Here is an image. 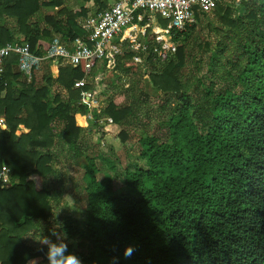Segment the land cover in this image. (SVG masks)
I'll return each instance as SVG.
<instances>
[{"label": "trees", "instance_id": "1", "mask_svg": "<svg viewBox=\"0 0 264 264\" xmlns=\"http://www.w3.org/2000/svg\"><path fill=\"white\" fill-rule=\"evenodd\" d=\"M91 1L81 0L69 10L63 0H17L26 13L19 23L35 19L25 26L23 38L44 54L55 38L52 30L60 33L64 24L68 35L58 38L72 42L83 30L75 32L70 22L79 14L85 17ZM95 1L99 10L106 6ZM235 2L222 0L208 13L224 23L210 36L215 39H204L197 29L203 15L198 14L190 42L167 59L149 49L140 65L129 48L116 57L117 65L133 72L162 63L160 72L148 75L160 91L150 106L164 132L142 133L145 165L126 170L120 193L111 175L98 177L96 156L88 157L83 182L92 252H73L68 246L81 264H264V0H241L243 9ZM46 6L58 9L42 16ZM142 14L141 26L147 23ZM40 19L48 27L39 26ZM159 20L168 26L169 21ZM172 32L178 40L184 35ZM1 38L0 44L15 40ZM14 62L15 54L0 75V114L6 118L0 125V167L11 170L10 184L0 186V264H47V246L35 238L56 240L49 220L57 192L43 185L54 173L55 146L73 149L84 128L89 131L100 116L123 126L120 136L126 140L138 112L133 101L112 98L90 119V103H80L73 112L61 95L66 90L77 100L92 88L88 83L75 87L88 76L83 65L61 64L53 77L47 61L43 83H38L36 73L30 80L12 74ZM54 85L60 89L59 104L52 109ZM138 97L145 103L151 99L144 92ZM145 116L151 120L149 109ZM128 247L132 252L126 256Z\"/></svg>", "mask_w": 264, "mask_h": 264}, {"label": "rangeland", "instance_id": "2", "mask_svg": "<svg viewBox=\"0 0 264 264\" xmlns=\"http://www.w3.org/2000/svg\"><path fill=\"white\" fill-rule=\"evenodd\" d=\"M111 1L105 0L106 6ZM235 5L237 8L243 9L241 0H236ZM91 9L92 11H96L94 5H92ZM201 16V22H198L197 29H201L204 39H215V37L210 36L215 35L216 29L224 23L220 17L212 16L208 13ZM78 22L77 20L73 21L70 27L82 33L83 25ZM148 24L149 26L146 27L141 26L140 22L137 23V28L133 32V35L135 34V42H132V45L124 44L123 51L129 48L131 51L137 53L139 49V44L137 43L143 42L144 37H148V40L153 39L156 36V30L160 31V28L156 26H162L159 17L152 18L151 21L148 19ZM60 28L62 30L60 33L52 30L51 38L56 36L67 37L69 29L64 24ZM191 28L189 26L184 35L181 36L179 41L182 44H188L192 38L191 36L194 35ZM127 45L128 47H126ZM135 61L141 65L144 62V58H142V61H137L136 59ZM46 66L47 64L44 63L42 69L35 74L38 83H43L42 77L45 73L44 69ZM162 67V63L155 62L153 65H145L144 70L140 69L137 72H133L126 71L117 65V58L109 64L107 61L98 62L95 68L85 78L87 83L92 86L90 91L95 94L97 102H88L83 94L80 99L72 100L69 98L66 90H61L62 98L65 100V103L69 102L71 104V111L73 112L78 110L80 103H90L89 112L93 116V119L95 117L94 110L100 113L105 103L112 98L116 101H133L138 112L135 122H133L132 126L127 127L129 137L126 140L120 136V131L123 129V126L116 125L114 122L111 123V120L107 116H100L96 120L97 124L89 128V131H87V127L84 128L78 145L73 149L67 146H61L59 143L55 146V156L51 160L54 173L49 181L43 184L44 187L52 188L57 192L56 208L53 210L52 219L49 220V226L51 227L50 229L53 230L55 228L58 233L66 237L64 242L71 247L73 252H82L89 255L93 247L85 229L88 211L85 202L86 193L83 174L85 165L88 163V157L96 156V162L100 170L97 174L98 177L101 178L108 174L111 175L114 179L115 193H120L125 189L124 175L126 170H134L139 166L145 165V161L140 155V137L142 133L162 135L164 132L160 128L161 123L156 118L154 109L150 106L151 103L158 101L160 91L148 75L150 71L160 72ZM94 70L95 72H93ZM52 74L53 77H57L56 71H53ZM55 86L51 87V94L49 96V103L52 109H55L59 104L56 100V94L60 89H56L57 86ZM141 92L148 94L151 98L148 103H145L138 97ZM153 106L155 107V105ZM148 109L152 115L150 121L146 120L145 116V111ZM54 129V132L58 133L60 124L54 125ZM111 163H113L114 168L111 166ZM32 233L30 236L33 235Z\"/></svg>", "mask_w": 264, "mask_h": 264}, {"label": "built area", "instance_id": "3", "mask_svg": "<svg viewBox=\"0 0 264 264\" xmlns=\"http://www.w3.org/2000/svg\"><path fill=\"white\" fill-rule=\"evenodd\" d=\"M221 1L114 0L108 8L86 19L82 36H77L70 43L55 37L44 54H37L33 51L31 44L23 37L0 44V75L4 73L6 61L13 54L17 55L18 71L30 79L34 73L42 69L47 61L73 67L83 65L85 73L89 75L99 61L105 59L115 61L116 57L123 53L124 44L132 45V42H135L133 32L137 28V23L143 20V11L147 14V23L143 26H149L148 19L151 21L152 18L159 16L169 21V27L156 26L160 28V31L156 30L157 33L153 39L137 43L139 49L134 59L142 61V53L151 49L153 54L165 60L173 55L181 45V42L174 37L172 30L184 34L189 26L197 22L198 14L209 13ZM136 15L138 22H136ZM86 84V79H80L75 82V87L81 88ZM83 95L88 102H97L95 94L90 90L84 91ZM88 116L93 119L90 113ZM109 120L112 122V119L109 118ZM5 122V116L0 114V125ZM10 182L11 170L3 164L0 167V186H7Z\"/></svg>", "mask_w": 264, "mask_h": 264}, {"label": "crops", "instance_id": "4", "mask_svg": "<svg viewBox=\"0 0 264 264\" xmlns=\"http://www.w3.org/2000/svg\"><path fill=\"white\" fill-rule=\"evenodd\" d=\"M64 4L68 7L69 10L75 9L79 7L82 3L81 0H63ZM114 0L111 1V3ZM101 2L105 3V0H101ZM111 3H109L104 8L102 7L100 9V5L95 1L92 0L89 4V11L88 14L84 17L80 14L77 15L75 21H79V24L84 25L87 18L97 15L99 12L103 11L104 9L108 8ZM92 5L96 7V11H92ZM106 5V4H105ZM57 6H46L41 10L42 16L46 14H54L57 11ZM24 9L22 6H18L17 0H0V37L1 40L6 37H12L13 39H18L20 37H26V30L32 24V22L35 21V19L32 17L31 19L28 18L26 22L19 23V16H25ZM82 19V20H81ZM32 21V22H31ZM40 25L42 27H47V24L44 19L39 20ZM71 21V25H72ZM28 23V24H27ZM27 26V28L25 27ZM54 30V29H53ZM75 32H79V30L74 29ZM55 32V31H54ZM57 37V36H56ZM53 68V69H52ZM12 74L13 73H19L17 64L14 62L11 66ZM51 71L57 72V76L59 74V65L58 64H52L51 63ZM25 79H29L28 77H24Z\"/></svg>", "mask_w": 264, "mask_h": 264}, {"label": "clouds", "instance_id": "5", "mask_svg": "<svg viewBox=\"0 0 264 264\" xmlns=\"http://www.w3.org/2000/svg\"><path fill=\"white\" fill-rule=\"evenodd\" d=\"M51 235L56 237L55 241L42 236L35 238L41 245L47 246V251L45 252L47 264H81L80 259L75 254L69 252L68 244L64 242L66 237L63 234L58 233L54 228L51 231ZM131 252L132 248L128 247L125 250V255H130ZM32 264H36V262L33 261Z\"/></svg>", "mask_w": 264, "mask_h": 264}]
</instances>
